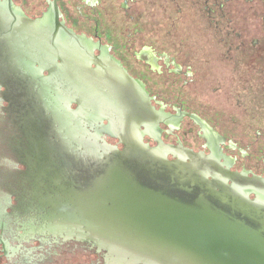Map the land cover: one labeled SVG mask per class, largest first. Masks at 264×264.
Wrapping results in <instances>:
<instances>
[{"label": "water", "instance_id": "95a60500", "mask_svg": "<svg viewBox=\"0 0 264 264\" xmlns=\"http://www.w3.org/2000/svg\"><path fill=\"white\" fill-rule=\"evenodd\" d=\"M52 16L55 27L41 29L46 17L0 0V101L28 149L11 209L25 236L85 244L102 264H264V178L143 142L142 129L164 115L119 64L58 22L56 0ZM88 113L97 127L85 125Z\"/></svg>", "mask_w": 264, "mask_h": 264}, {"label": "flooded vegetation", "instance_id": "af4514ba", "mask_svg": "<svg viewBox=\"0 0 264 264\" xmlns=\"http://www.w3.org/2000/svg\"><path fill=\"white\" fill-rule=\"evenodd\" d=\"M60 1L67 0H56L58 22L76 35L89 39L95 56L105 54L119 64L129 78L143 87L153 109L164 115L165 122H159L155 128H150L149 132L142 129L143 142L154 147L157 146V139L168 146L202 153L231 172L246 174L249 178H264V145L259 150L262 154L255 155L251 146H243L233 140L232 136L216 132V128L205 117L189 107V98L196 97L209 111L215 112L210 113L212 116L218 115L225 129L235 130L242 125L252 128L255 125L256 112L251 106L244 104V98L252 103L257 102L256 89L264 90V57H258L262 46L258 42L259 39L249 43L243 42L240 40L241 34L236 35L238 40L234 44L225 41V24L231 26L229 23H232L225 11L231 0H164L163 3L159 0L160 2L156 3L157 23L152 30L146 28L143 14H133L129 3L135 0H122L120 4L119 0H69L77 9L83 24L80 30L67 24L59 8ZM254 1L256 0H246L248 3ZM258 1L264 5V0ZM11 2L30 19L46 17L47 22L41 29L55 27L52 16L53 0H31L28 10L24 9V0ZM107 8L109 13L106 16V24L109 26V33L119 39L121 47L103 40L98 35L99 18L100 15L106 14ZM227 21L228 23H225ZM262 23L264 32V15ZM88 25L95 28L94 33L89 34L84 30ZM209 32L221 33V37L214 43L207 42ZM184 33L186 35H183ZM189 35L194 39L190 43L183 40V36L189 38ZM262 38L264 39V35ZM210 45L217 47L214 48L215 52L222 50V54L215 58L212 51L210 55ZM119 50H122L124 59L120 57ZM232 53L234 56H231ZM221 61L245 72L217 73L214 69L220 66ZM215 63L218 66L214 65ZM142 70L157 83V89L151 90L148 87L142 77ZM221 78L231 81L233 87L229 90L233 99L226 100L225 105L234 102L236 108H242V120H239L236 114L226 112L225 106L220 109L211 107L210 102L205 101L197 89L200 81ZM187 90L189 92H185ZM1 91L2 89L0 99ZM70 107L75 109L77 106L70 104ZM6 108L7 104L0 101V264H102L100 256L85 244L75 241L63 242L40 235L26 237L22 227L14 223L11 209L17 206L22 197V176L25 172V168L19 165L17 160L22 156L21 148L28 149L27 140L22 136L14 115L9 116ZM87 117V127H97L100 124V121L94 120L91 113H88ZM89 130L97 132L96 128ZM103 139L121 149L117 139L110 136H103ZM166 156L169 160L179 157L175 152L166 153ZM25 187L28 189L27 183ZM249 197L256 198L253 193L249 194ZM4 211L10 216H3Z\"/></svg>", "mask_w": 264, "mask_h": 264}, {"label": "rangeland", "instance_id": "374dc122", "mask_svg": "<svg viewBox=\"0 0 264 264\" xmlns=\"http://www.w3.org/2000/svg\"><path fill=\"white\" fill-rule=\"evenodd\" d=\"M122 0L118 1V4H120ZM27 8L29 9L31 0H24ZM109 2V1H107ZM159 3V0H135L134 2H131V9L134 11L133 14H143V19L146 21V28L148 30H152L154 25L157 23V11H156V3ZM164 0H162L163 3ZM253 3V4H252ZM248 3L246 0H231V3L226 8V16L227 18L232 22L229 23L231 26L225 24V32L224 37L225 41L227 43L234 44L238 39L236 37L237 34H241L240 40L243 42L249 43L252 41H259L260 46H262L258 51V57H264V39L262 36L264 35L263 28H262V16L264 15L262 12H264V5H262L258 0ZM105 2L103 1V6L105 7ZM59 8L62 11L65 20L68 25H71L76 30H80L81 27H83V24L81 23L80 16L77 14V9H75L74 4H72L69 0L67 1H60L59 2ZM102 13V11H98V13ZM109 13V9H106V14L104 16L100 15L99 18V28H98V35L108 42L114 43L117 46L119 45V39L109 33V26L107 27L106 24V16ZM225 23H228L225 22ZM85 27V26H84ZM89 34L92 32L94 33L95 28L93 26L88 25L86 29ZM183 35H186L184 33ZM209 40L207 42L218 41L219 37H221V33L214 34L209 32L208 33ZM183 40L187 41L188 43L192 42L194 39L189 35L188 37L183 36ZM168 45V44H167ZM121 47V46H120ZM216 46L210 45L208 50L210 51V55L212 54V51H214V57L217 58L218 54H222V50H218L215 52ZM217 48V47H216ZM121 49V48H119ZM120 57H123L122 50H119ZM222 51V52H221ZM219 52V53H218ZM231 56H234L232 53ZM214 65L218 66L217 63ZM234 65H229L224 61H221L220 66H218L217 69H214L217 73L222 74H229L231 72L233 73H243L245 71H242L241 68L234 69ZM142 77L144 78L145 82L147 83L148 87L153 90L157 87V83L151 79L143 70ZM206 72V71H204ZM255 72V71H253ZM257 72H261L260 70H257ZM231 81L221 78L218 80H203L199 82V86L197 87L198 91L201 92L205 99V101H209L211 104V107H214L216 109L223 108L225 106V111L229 113L236 114L237 118L239 120H242L243 117V110L242 108H236L234 105V102L232 104L225 105L226 100L232 101L233 97H231L229 94V90L232 89ZM253 89V88H252ZM189 92V90L185 91ZM185 95V94H184ZM187 96V95H185ZM244 98V97H243ZM255 98L257 102H251L247 98H244L245 102L244 104L247 106H251V109H253L256 114L254 126L252 128L244 127L242 125L241 127H237L235 130H230L228 128L225 129L223 126V123L221 122V119L218 117L217 114H214L212 116L211 114L215 113L212 111H209V109L203 105L201 102L198 101L196 97L194 99L192 97L189 98V104L190 108L199 112L203 117H205L209 123L213 127L216 128V132L220 131L222 134L232 136V139L239 142L243 146H251L252 151L255 153V155H261L260 151L262 146L264 145V90L263 89H256L255 91ZM261 104V105H260ZM208 106V105H207ZM244 106V105H243ZM209 107V106H208ZM235 107V108H234ZM211 113V114H210ZM257 122V123H256ZM234 128V127H229ZM234 132V134L232 133ZM232 133V135H230ZM255 162V160H253ZM258 162V161H256ZM261 163V162H258Z\"/></svg>", "mask_w": 264, "mask_h": 264}]
</instances>
